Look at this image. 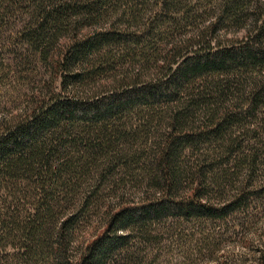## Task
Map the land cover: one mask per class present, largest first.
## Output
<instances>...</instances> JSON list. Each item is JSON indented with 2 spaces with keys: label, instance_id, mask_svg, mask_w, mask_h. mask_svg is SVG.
Instances as JSON below:
<instances>
[{
  "label": "trees",
  "instance_id": "1",
  "mask_svg": "<svg viewBox=\"0 0 264 264\" xmlns=\"http://www.w3.org/2000/svg\"><path fill=\"white\" fill-rule=\"evenodd\" d=\"M153 1L151 28L149 0H0L22 9L19 33L47 73L31 107L0 121V190L10 200L0 207V264H110L122 253L141 264L126 245L134 233L156 232L162 218L224 221L253 197L247 180L225 197L205 189L206 173L213 183L232 154L236 137L221 140L225 131L264 103V0H215L201 25L195 0ZM243 18L240 42L221 45L215 30ZM182 19L195 26L174 37ZM162 37L165 49H155ZM158 118L160 140L142 161L132 134ZM187 149L203 152L182 164ZM124 169L137 192L119 185ZM111 189L115 202H101L92 221L99 192ZM20 200L27 207H10ZM257 252L264 264V246Z\"/></svg>",
  "mask_w": 264,
  "mask_h": 264
},
{
  "label": "rangeland",
  "instance_id": "2",
  "mask_svg": "<svg viewBox=\"0 0 264 264\" xmlns=\"http://www.w3.org/2000/svg\"><path fill=\"white\" fill-rule=\"evenodd\" d=\"M185 1L190 0H177L178 5L176 7L182 6ZM214 1H194L192 10L199 16L195 21L198 23L197 25L212 20V18H208L211 9L214 7ZM153 3V0H149L146 8L142 10L143 21L146 19L143 22L146 23L144 27L153 28V23L150 21L158 14V2L156 6ZM0 5V121H4L10 120L29 109L33 102V95L37 92L46 91L47 81H45V77L47 73L42 61L38 60V55L35 54L36 56H34L33 50L27 47V43L19 33L25 19V15L21 13L23 12L22 9L15 5L8 6V3L7 5L4 3ZM185 21L184 19L177 21L178 25L181 26L180 31L174 37L182 38L194 28L193 22ZM241 22H248V20L243 18L236 25L232 23L234 27H231L229 32H223L219 30L220 28L216 29L217 41L221 45L240 42L245 35V30L238 27L242 26ZM155 30L158 32L157 29ZM157 44L159 46L157 48L154 46L155 49L159 50V47L161 50L165 49V38ZM246 80L249 79L246 78ZM246 80L244 77L241 84ZM52 82L53 79L51 84ZM55 91H58V84ZM230 98V96L223 98L222 104H227ZM256 109L251 118L243 123H236L225 131L221 140L226 141L232 137H236V139L230 149L232 154L225 162L218 164L220 167L217 169L221 170L218 171L214 168L216 170L213 183L209 172L206 173L210 185L205 190H208L209 194L213 193V197H225L231 191L241 187L247 180V187L252 190L253 197L250 196L249 199L244 200L248 201L245 210L228 216L224 221H212L203 218L186 221L172 217L156 220V232H146L147 235L137 232L128 240L126 245L130 247L129 251L131 256L135 258V262L143 261L141 264H238L242 261L244 264H256L257 249L264 246V103ZM198 114L201 112L195 113V119ZM158 119V121L152 120L150 126L143 127L132 134L137 141L133 148L138 151L143 147L142 151L135 152L142 157V161L147 160L144 157L152 156L151 151L154 147L152 143L160 140L164 124L160 118ZM128 121L130 124L136 122L134 118ZM237 141H242V143L238 146ZM216 151H219L220 154L218 156L220 160L216 163L222 162L225 155L219 149ZM200 152L203 150L187 149L184 152L185 156L184 154L181 156L180 162L183 164L186 161H191ZM135 166L136 164H131L126 167V170L128 171L129 168L132 172L131 167ZM120 171H122L120 172L122 178L119 180L121 184L118 181L116 184H125L127 189L130 188L133 192H137L138 186L141 184L139 185L129 174L124 173L125 169ZM141 176L143 175L141 174ZM209 188L212 190L210 191ZM112 190L99 192L98 206L90 217L92 221L95 219V213L99 214L101 211L102 206L99 205L102 204L101 202H105V204L115 202ZM0 195H2L0 207L6 208L10 200L3 194L2 190H0ZM26 202L22 200L12 201L10 207H16L15 203H18L20 205L16 207V210H21L23 207H27ZM84 224H82V228ZM110 264L127 263L122 253L120 256L112 257Z\"/></svg>",
  "mask_w": 264,
  "mask_h": 264
}]
</instances>
